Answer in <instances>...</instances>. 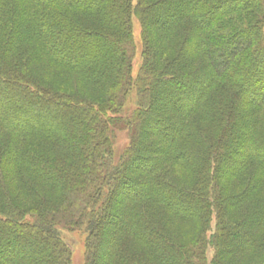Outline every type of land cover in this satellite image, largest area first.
I'll list each match as a JSON object with an SVG mask.
<instances>
[{"label": "trees", "instance_id": "obj_1", "mask_svg": "<svg viewBox=\"0 0 264 264\" xmlns=\"http://www.w3.org/2000/svg\"><path fill=\"white\" fill-rule=\"evenodd\" d=\"M263 4L0 0V264H264Z\"/></svg>", "mask_w": 264, "mask_h": 264}, {"label": "rangeland", "instance_id": "obj_2", "mask_svg": "<svg viewBox=\"0 0 264 264\" xmlns=\"http://www.w3.org/2000/svg\"><path fill=\"white\" fill-rule=\"evenodd\" d=\"M135 2L136 0H132L133 4H135ZM131 31L134 45L133 55L131 57V74L135 76L141 63L142 49L141 24L135 14L131 15ZM135 107V92L134 90H132L128 94L125 104L123 105L121 115H130ZM111 139L112 148L115 151L116 158H118L125 147L130 143L129 129L125 127L116 128ZM27 216H30V214ZM59 232L61 233L62 238L69 248L70 264H85V249L89 236V232L86 230V226L82 224V226L70 230L59 228ZM212 255L213 251L210 247H208L206 249V264H211Z\"/></svg>", "mask_w": 264, "mask_h": 264}]
</instances>
